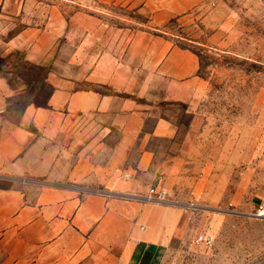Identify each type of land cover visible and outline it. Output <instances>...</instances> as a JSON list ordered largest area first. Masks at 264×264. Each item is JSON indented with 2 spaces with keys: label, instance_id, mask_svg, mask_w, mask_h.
Wrapping results in <instances>:
<instances>
[{
  "label": "crops",
  "instance_id": "1",
  "mask_svg": "<svg viewBox=\"0 0 264 264\" xmlns=\"http://www.w3.org/2000/svg\"><path fill=\"white\" fill-rule=\"evenodd\" d=\"M36 4L0 0V264H157L185 217L151 188L205 199L246 150L193 50Z\"/></svg>",
  "mask_w": 264,
  "mask_h": 264
},
{
  "label": "rangeland",
  "instance_id": "2",
  "mask_svg": "<svg viewBox=\"0 0 264 264\" xmlns=\"http://www.w3.org/2000/svg\"><path fill=\"white\" fill-rule=\"evenodd\" d=\"M51 7L85 15L89 25L161 35L199 56L208 84L200 108L217 128L210 138L228 137L247 158L205 199L188 188L183 201L151 188L148 201L183 205L185 217L183 237L170 240L157 264H264V0H37L34 9ZM201 235L207 242L198 243Z\"/></svg>",
  "mask_w": 264,
  "mask_h": 264
},
{
  "label": "built area",
  "instance_id": "3",
  "mask_svg": "<svg viewBox=\"0 0 264 264\" xmlns=\"http://www.w3.org/2000/svg\"><path fill=\"white\" fill-rule=\"evenodd\" d=\"M151 192H153L154 193V191L153 190H151ZM156 194V193H155ZM159 199L161 200H163V197H162V195H159ZM259 215L260 216H264V207H261L260 208V210H259ZM207 240H208V238L206 237V236H203V235H201V236H199L198 237V239H197V241H198V243H201V242H207Z\"/></svg>",
  "mask_w": 264,
  "mask_h": 264
}]
</instances>
